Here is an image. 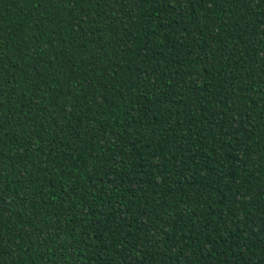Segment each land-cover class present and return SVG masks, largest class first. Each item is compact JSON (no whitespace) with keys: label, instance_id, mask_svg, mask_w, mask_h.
Instances as JSON below:
<instances>
[{"label":"trees","instance_id":"1","mask_svg":"<svg viewBox=\"0 0 264 264\" xmlns=\"http://www.w3.org/2000/svg\"><path fill=\"white\" fill-rule=\"evenodd\" d=\"M0 264H264V0H0Z\"/></svg>","mask_w":264,"mask_h":264}]
</instances>
